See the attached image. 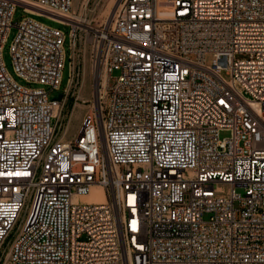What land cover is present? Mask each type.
<instances>
[{"label": "built area", "instance_id": "1", "mask_svg": "<svg viewBox=\"0 0 264 264\" xmlns=\"http://www.w3.org/2000/svg\"><path fill=\"white\" fill-rule=\"evenodd\" d=\"M74 6L0 0V264H264V0Z\"/></svg>", "mask_w": 264, "mask_h": 264}, {"label": "rangeland", "instance_id": "2", "mask_svg": "<svg viewBox=\"0 0 264 264\" xmlns=\"http://www.w3.org/2000/svg\"><path fill=\"white\" fill-rule=\"evenodd\" d=\"M75 6L74 10L77 11L78 14L87 15L90 20H93L94 23H101L102 21L107 20L106 19V12L109 10L112 0H90L88 3V6L85 7V0H74ZM29 14L23 10V7H17L16 12L14 14V23H19L25 16H28ZM114 15V14H113ZM38 20L54 26L61 28L67 35L70 31V26L60 24L52 19H49L45 16H35ZM113 17V16H112ZM111 17V19H112ZM18 33V27L12 26L11 30L9 32V36L7 38V42L5 43L4 49H3V57L5 64L7 66V69L9 72L22 84L28 85L27 82L24 80L18 78L14 72L13 67V60L11 55V45ZM68 45V44H66ZM66 64L65 69L63 71V79L61 88L58 91H55L52 93V95L63 93L65 92V89L68 87L69 84V77H70V50L67 47L66 48ZM86 62H88L87 56L85 57ZM213 59L212 55L207 56V62L211 63ZM89 72H86L83 79V86L80 91V99L76 101L75 98L72 96L68 98L62 114H61V120H60V127L61 132L65 131V137L71 138L74 137L80 128V125L82 124V121L84 120V117L87 115V113L91 110L89 103H83L81 99H90L92 95V79L89 75ZM33 86V85H32ZM62 134V133H61ZM227 135V133H223L222 136ZM238 192L244 193L243 188H237ZM99 195L91 196L88 198V200L91 199H97L99 200Z\"/></svg>", "mask_w": 264, "mask_h": 264}, {"label": "bare ground", "instance_id": "3", "mask_svg": "<svg viewBox=\"0 0 264 264\" xmlns=\"http://www.w3.org/2000/svg\"><path fill=\"white\" fill-rule=\"evenodd\" d=\"M85 2H87V0H85ZM119 4H120V0H112V4H111V6H110V8H109V10L106 12V19L107 20H111V17L113 16V14L115 13V11H116V9L119 7ZM65 136V133L63 134V137ZM99 195V200L101 201V200H104V195H103V193H102V191H101V189L100 188H94L93 190H92V193L90 194V195H88L87 197H86V199H88V198H90L91 196H95V195ZM93 200V199H92Z\"/></svg>", "mask_w": 264, "mask_h": 264}, {"label": "water", "instance_id": "4", "mask_svg": "<svg viewBox=\"0 0 264 264\" xmlns=\"http://www.w3.org/2000/svg\"><path fill=\"white\" fill-rule=\"evenodd\" d=\"M55 98L61 99L62 98V93H58L57 96H55Z\"/></svg>", "mask_w": 264, "mask_h": 264}]
</instances>
